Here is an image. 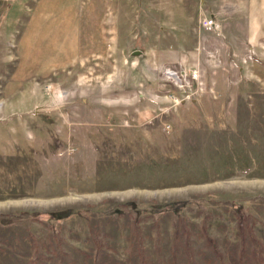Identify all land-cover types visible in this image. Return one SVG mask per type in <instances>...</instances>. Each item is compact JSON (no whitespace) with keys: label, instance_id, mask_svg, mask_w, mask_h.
Wrapping results in <instances>:
<instances>
[{"label":"rangeland","instance_id":"rangeland-1","mask_svg":"<svg viewBox=\"0 0 264 264\" xmlns=\"http://www.w3.org/2000/svg\"><path fill=\"white\" fill-rule=\"evenodd\" d=\"M0 264H264V0H0Z\"/></svg>","mask_w":264,"mask_h":264},{"label":"built area","instance_id":"built-area-1","mask_svg":"<svg viewBox=\"0 0 264 264\" xmlns=\"http://www.w3.org/2000/svg\"><path fill=\"white\" fill-rule=\"evenodd\" d=\"M213 21L210 19H204L201 21V26L205 29H210L213 26ZM165 75L168 76L169 78H175L177 80V82L179 83V85L181 86V80H179L175 74L171 73V72H165ZM195 76L192 77V79H194Z\"/></svg>","mask_w":264,"mask_h":264}]
</instances>
